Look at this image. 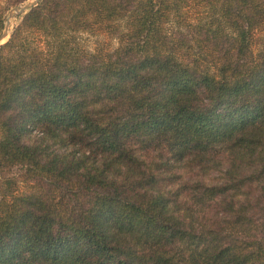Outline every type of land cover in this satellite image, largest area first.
Returning <instances> with one entry per match:
<instances>
[{"label":"trees","instance_id":"1","mask_svg":"<svg viewBox=\"0 0 264 264\" xmlns=\"http://www.w3.org/2000/svg\"><path fill=\"white\" fill-rule=\"evenodd\" d=\"M25 1L0 0V34ZM0 264H264V0L18 16L0 44Z\"/></svg>","mask_w":264,"mask_h":264},{"label":"rangeland","instance_id":"2","mask_svg":"<svg viewBox=\"0 0 264 264\" xmlns=\"http://www.w3.org/2000/svg\"><path fill=\"white\" fill-rule=\"evenodd\" d=\"M27 1H31V0H26L25 2L20 4V6L25 4ZM12 8H10V9H12ZM17 23H18V17L11 18L10 25H9V35L5 39V41L9 38L11 32L13 31V29ZM81 42L84 45V47L88 50H93L96 48L108 49V48H112V47L116 46V42L114 40H110L106 36H103V35L96 36V35L83 34L82 38H81ZM40 135H41V133H37V132H33V134H31V136H40ZM9 175L12 178L14 177L13 181H14L15 187H17L20 190H24L25 188L28 189V186L24 182L17 181L19 179V176H20L19 170L17 168L10 169Z\"/></svg>","mask_w":264,"mask_h":264},{"label":"water","instance_id":"3","mask_svg":"<svg viewBox=\"0 0 264 264\" xmlns=\"http://www.w3.org/2000/svg\"><path fill=\"white\" fill-rule=\"evenodd\" d=\"M38 1L39 0L27 1L25 4H23L21 6L19 5V6L13 7L12 9H10L7 12L4 28H3V30H2V32L0 34V44H2L5 41V39L8 37V35H9V25H10L11 18L18 17L21 14L25 13L31 7L36 5Z\"/></svg>","mask_w":264,"mask_h":264}]
</instances>
